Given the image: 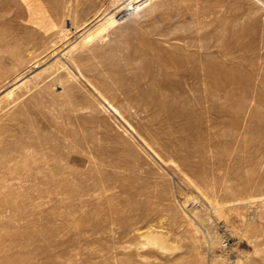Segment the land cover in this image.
<instances>
[{
  "label": "rangeland",
  "instance_id": "374dc122",
  "mask_svg": "<svg viewBox=\"0 0 264 264\" xmlns=\"http://www.w3.org/2000/svg\"><path fill=\"white\" fill-rule=\"evenodd\" d=\"M0 264H264V0H0Z\"/></svg>",
  "mask_w": 264,
  "mask_h": 264
}]
</instances>
